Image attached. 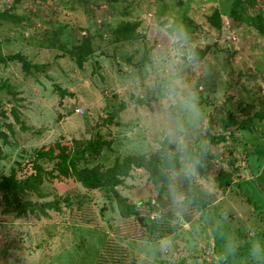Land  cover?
I'll return each mask as SVG.
<instances>
[{
	"label": "rangeland",
	"instance_id": "374dc122",
	"mask_svg": "<svg viewBox=\"0 0 264 264\" xmlns=\"http://www.w3.org/2000/svg\"><path fill=\"white\" fill-rule=\"evenodd\" d=\"M233 2L0 0V14L10 16L0 19V181L42 147L96 134L112 146L90 167L160 157L157 83L172 71L171 43L161 63L152 57L168 39L162 24L170 17L183 22L199 53L172 74L198 93L203 111L185 126L189 152L204 146L208 153L198 158L203 175L176 178L179 204L168 183L159 197L149 174L134 170L117 191L139 217L124 218L112 192L73 179L47 178L42 197H24L34 214L7 207L0 192V264H221V256L222 264H253L249 247L264 242V120L257 116L264 110V0H241L255 19L250 25L231 18ZM215 13L220 24L210 21ZM128 26L130 33H117ZM85 36L89 54L79 67L64 48ZM195 190L203 207L191 197Z\"/></svg>",
	"mask_w": 264,
	"mask_h": 264
},
{
	"label": "trees",
	"instance_id": "16d2710c",
	"mask_svg": "<svg viewBox=\"0 0 264 264\" xmlns=\"http://www.w3.org/2000/svg\"><path fill=\"white\" fill-rule=\"evenodd\" d=\"M241 0H234L233 11L231 18L238 19L247 24H253L255 19L248 17L242 8ZM0 19H10L8 14H0ZM210 21L213 24H220L221 19L218 13H215ZM131 30L128 27H123L118 34H128ZM90 39L85 36L81 45H68L64 48L65 52L76 59L79 67H82L86 61V56L89 54L88 46ZM12 59V57H9ZM2 61V60H1ZM26 71L32 68L28 63L24 62ZM264 105V103H263ZM258 118L264 120V110L259 113ZM214 140V139H212ZM111 141L106 140L103 135L96 134L94 138L83 143L65 144L61 142L42 147L33 155V157L24 165H20L19 170L12 171L9 178L0 181V192H2L7 207L14 206L19 212L31 210L35 213V208L31 203L23 202L24 197L30 193L41 194V187L47 178H65L73 179L86 190H103L113 193L120 214L124 218L131 216L139 217V213L135 206H130L127 200L121 196L117 188L125 184V180L130 178L132 172L136 169L144 170L149 174L159 197L164 194V184L167 180L161 175V160L160 157L146 158L144 156H127L123 159H118L110 168H105L102 165L90 167L89 164L97 160L106 149H111ZM206 147L190 151L189 154L195 159L202 155H207ZM84 164V166H83ZM48 166L52 169L49 170ZM201 175L204 174L201 166L196 169ZM20 174V176H19ZM57 174V175H55ZM217 180L221 186L230 188V178L223 172L217 174ZM194 203L203 207L200 199V194L195 190L192 192ZM54 204H45L41 207L52 208ZM42 210V211H43ZM144 221V220H143Z\"/></svg>",
	"mask_w": 264,
	"mask_h": 264
},
{
	"label": "clouds",
	"instance_id": "9594fccd",
	"mask_svg": "<svg viewBox=\"0 0 264 264\" xmlns=\"http://www.w3.org/2000/svg\"><path fill=\"white\" fill-rule=\"evenodd\" d=\"M167 41L154 49L152 64L161 63L165 49L171 43L175 56L170 61L172 71L158 77L160 109L156 114L159 127L161 175L168 182L174 204H179L183 197L175 191V181L178 177H192L196 174L199 161L189 154L188 143L184 134L185 126L189 122L197 123L203 117V111L198 93L192 89L179 75H173L177 64L181 62H195L199 53L191 46V36L182 21L175 17L166 18L162 24ZM233 247L235 244L233 242ZM249 257L253 264H264V242L249 247ZM224 257L217 260L224 261Z\"/></svg>",
	"mask_w": 264,
	"mask_h": 264
},
{
	"label": "water",
	"instance_id": "95a60500",
	"mask_svg": "<svg viewBox=\"0 0 264 264\" xmlns=\"http://www.w3.org/2000/svg\"><path fill=\"white\" fill-rule=\"evenodd\" d=\"M155 208H156L157 212H160V209H159L157 206H155ZM137 221H138L139 225H140L142 228H146V225H145V223H144V221H143L142 218H138Z\"/></svg>",
	"mask_w": 264,
	"mask_h": 264
},
{
	"label": "built area",
	"instance_id": "2783aa9c",
	"mask_svg": "<svg viewBox=\"0 0 264 264\" xmlns=\"http://www.w3.org/2000/svg\"><path fill=\"white\" fill-rule=\"evenodd\" d=\"M79 112V111H78Z\"/></svg>",
	"mask_w": 264,
	"mask_h": 264
}]
</instances>
